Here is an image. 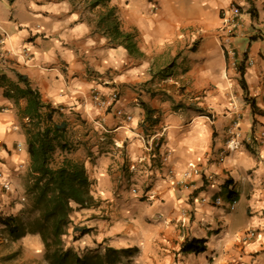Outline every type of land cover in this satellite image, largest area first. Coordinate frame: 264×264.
I'll return each mask as SVG.
<instances>
[{
    "label": "crops",
    "instance_id": "crops-1",
    "mask_svg": "<svg viewBox=\"0 0 264 264\" xmlns=\"http://www.w3.org/2000/svg\"><path fill=\"white\" fill-rule=\"evenodd\" d=\"M94 1L0 0V173L14 190L0 186V264H46L36 259L40 235L14 239L1 221L31 207L26 101L6 94L16 74L65 126L70 150L53 158L86 169L92 202L73 203L70 216L83 227L77 250L136 247L135 264H264V0ZM234 6L228 40L221 27ZM115 31L132 33L135 50ZM93 89H117L120 100L98 109ZM118 107L133 119L122 122ZM190 163L200 174L186 179ZM247 228L256 238H243ZM190 239L206 250L183 252Z\"/></svg>",
    "mask_w": 264,
    "mask_h": 264
},
{
    "label": "trees",
    "instance_id": "trees-1",
    "mask_svg": "<svg viewBox=\"0 0 264 264\" xmlns=\"http://www.w3.org/2000/svg\"><path fill=\"white\" fill-rule=\"evenodd\" d=\"M99 1H94L93 5ZM114 37L123 38L129 51L135 50L132 33L115 31ZM16 77L17 81L8 80L9 90L6 94L17 105L20 98L26 101L23 107H18V112L23 119L30 156L25 186L31 209L25 213L28 214L25 221L20 217L8 216L1 219L2 223L14 239L26 234L40 235L48 264H120L131 249L108 246L103 251L82 253L64 240L72 204L85 207L92 202L90 181L82 161L64 156L59 163H54L53 155L57 150L70 149L65 141V126L53 121L55 110H44L46 106L41 93L32 87L29 80L21 74H16ZM241 83L245 88L243 78ZM252 106L255 110V104L252 103ZM204 243V240H186L181 250L201 253L206 250Z\"/></svg>",
    "mask_w": 264,
    "mask_h": 264
},
{
    "label": "built area",
    "instance_id": "built-area-1",
    "mask_svg": "<svg viewBox=\"0 0 264 264\" xmlns=\"http://www.w3.org/2000/svg\"><path fill=\"white\" fill-rule=\"evenodd\" d=\"M241 16V10L239 7H232L230 10V15L229 16H225L223 17V26L221 27V31L223 33H225L226 37L229 39L233 38L235 36L237 27H238V22H236V18H239ZM258 37L259 39L263 40L264 39V25L262 26V28L257 31ZM227 43H229L227 41ZM90 99L93 101L94 105L98 108V109H102V110H108L109 107H114L120 100V94L119 91L117 89H113V91L111 92V94L107 97H103L102 94L100 93V91L93 89L90 93ZM262 100H264V95ZM114 113L116 115V117L120 118L122 122H130L133 119V116L129 113H126L123 108H115L114 109ZM100 129L102 130L103 133H107V130L101 126ZM101 136H104V134H102ZM101 140H104L103 138ZM256 141L260 142V143H264V128L259 132V134H256ZM239 145L238 140H232L231 143L227 146V149L229 151H234ZM152 149V146H149V149ZM150 149V150H151ZM219 160L223 161L224 160V155L221 154L219 156ZM145 161V159H141L139 160V163H143ZM189 168L191 169V171H187L184 174V177L186 179L191 178L193 175H199L200 174V170L198 168V165H196L195 163H190L189 164ZM129 170L131 172L137 171V165L133 164L132 166L129 167ZM5 175H3L2 173H0V186L3 188V190L7 193L12 194L14 192L13 187H12V182L8 177H4ZM213 177L209 176V180H212ZM263 189H264V185H263ZM132 191L134 194L137 193V188H132ZM25 197L21 198V201H25ZM221 202V199H217L216 200V204H219ZM237 204V200L234 199L230 202L229 206L231 209L235 208ZM256 231L251 229V228H247L244 231L243 234V238L245 240H251L253 238H256Z\"/></svg>",
    "mask_w": 264,
    "mask_h": 264
},
{
    "label": "rangeland",
    "instance_id": "rangeland-1",
    "mask_svg": "<svg viewBox=\"0 0 264 264\" xmlns=\"http://www.w3.org/2000/svg\"><path fill=\"white\" fill-rule=\"evenodd\" d=\"M70 150V149H69ZM53 160H54V163L55 164H57L58 162H59V160L57 161V160H55L54 158H53ZM27 199V198H26ZM31 209V207L30 208H25L24 210H23V212H22V215L20 216V218H21V220H23V221H25L26 219L25 218H27L28 217V214H25V213H27V211H29ZM24 215V216H23ZM74 214H72V216H73ZM75 226H78L79 227V231L78 232H74L73 231V228L75 227ZM83 227H81V226H79V224H77L76 223V221H75V219H71L70 218V222H69V227H68V231L66 232V236L64 235V240L66 241V243H67V245H69V246H72V247H74L75 249H76V247L73 245V242L75 241V239L77 238V236H79L80 234L82 235V233H81V229H82ZM85 232H87V230L85 229V231L83 232V233H85ZM106 248V247H105ZM103 249L104 248H95V249H92V250H85L84 252H89V251H95V250H99V251H103ZM126 249H131V252L128 254V257L126 258V259H124L120 264H135V260L137 259V258H139V257H141V251L138 249V248H136V247H131V248H126ZM78 251H80V250H78ZM80 252H82V251H80ZM83 252V253H84ZM21 259H25L24 257H20ZM36 259L37 260H39V261H46L45 260V253H44V250H40V252H37V257H36ZM46 264H48V262L46 261Z\"/></svg>",
    "mask_w": 264,
    "mask_h": 264
}]
</instances>
